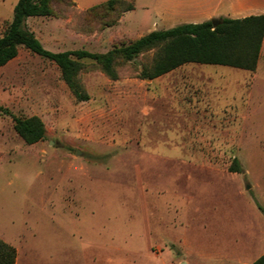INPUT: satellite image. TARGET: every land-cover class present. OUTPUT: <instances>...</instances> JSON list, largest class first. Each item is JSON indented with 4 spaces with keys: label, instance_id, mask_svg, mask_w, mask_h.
I'll return each mask as SVG.
<instances>
[{
    "label": "rangeland",
    "instance_id": "374dc122",
    "mask_svg": "<svg viewBox=\"0 0 264 264\" xmlns=\"http://www.w3.org/2000/svg\"><path fill=\"white\" fill-rule=\"evenodd\" d=\"M17 1L0 0V36ZM104 1H56L53 15L27 23L54 52H106L152 31L153 0L129 13L89 11ZM161 50L119 64L117 79L82 59L84 101L55 62L24 46L0 68V237L16 264H251L264 255V40L253 71L186 63L141 77ZM12 114L40 116L46 137L27 144Z\"/></svg>",
    "mask_w": 264,
    "mask_h": 264
},
{
    "label": "trees",
    "instance_id": "16d2710c",
    "mask_svg": "<svg viewBox=\"0 0 264 264\" xmlns=\"http://www.w3.org/2000/svg\"><path fill=\"white\" fill-rule=\"evenodd\" d=\"M60 0H18L13 17L0 36V68L17 57L21 46L45 57L60 68L62 78L74 96L88 100L89 94L78 80L84 69V58L94 60L107 76L119 77L117 66L133 60L143 52L161 48V53L150 66H143L139 75L153 79L186 63L213 64L255 70L261 55L264 40V13L241 18L219 17L217 24L212 19L190 22L169 29H155L126 43L116 44L106 52H92L84 48L54 52L43 43L28 26L29 17L49 16L55 13L54 3ZM120 14L135 7L133 0H107L93 6L116 11ZM118 20V19H117ZM16 132L27 144L46 137V126L38 115L19 116L12 114ZM235 170L241 171L238 159ZM17 250L0 237V264H16ZM251 264H264L261 255Z\"/></svg>",
    "mask_w": 264,
    "mask_h": 264
},
{
    "label": "crops",
    "instance_id": "0c3cea01",
    "mask_svg": "<svg viewBox=\"0 0 264 264\" xmlns=\"http://www.w3.org/2000/svg\"><path fill=\"white\" fill-rule=\"evenodd\" d=\"M90 1L77 0L80 7L89 6ZM152 5L154 19L148 27L150 30L169 29L182 23L219 17L241 18L264 13V0H153ZM149 7V4L144 5L146 9Z\"/></svg>",
    "mask_w": 264,
    "mask_h": 264
},
{
    "label": "water",
    "instance_id": "95a60500",
    "mask_svg": "<svg viewBox=\"0 0 264 264\" xmlns=\"http://www.w3.org/2000/svg\"><path fill=\"white\" fill-rule=\"evenodd\" d=\"M213 24H217V19H212Z\"/></svg>",
    "mask_w": 264,
    "mask_h": 264
}]
</instances>
